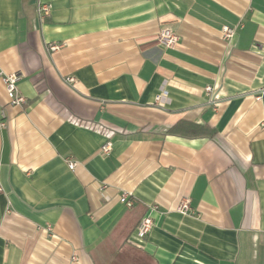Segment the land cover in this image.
Returning <instances> with one entry per match:
<instances>
[{
    "label": "crops",
    "instance_id": "0c3cea01",
    "mask_svg": "<svg viewBox=\"0 0 264 264\" xmlns=\"http://www.w3.org/2000/svg\"><path fill=\"white\" fill-rule=\"evenodd\" d=\"M0 70V264H264V0H0Z\"/></svg>",
    "mask_w": 264,
    "mask_h": 264
},
{
    "label": "built area",
    "instance_id": "2783aa9c",
    "mask_svg": "<svg viewBox=\"0 0 264 264\" xmlns=\"http://www.w3.org/2000/svg\"><path fill=\"white\" fill-rule=\"evenodd\" d=\"M51 4L49 3H41L38 6V12L42 17H45L50 14ZM223 31L225 33L226 38H230L235 34V28L224 26ZM160 41L167 47H172L178 41V35L169 28H164L159 33ZM60 48V44L52 43L49 44V49L51 51H55ZM22 78V75L19 72L5 73L0 70V79L3 81L5 85V89L8 96V102L12 105H23L26 102V97L19 90V81ZM67 82H73V76L66 77ZM206 90L211 91L212 87L207 86ZM165 95L164 91L156 96V102L162 103L163 96ZM255 98L257 100H264V86H262L255 94ZM2 118L5 117V112L2 111ZM1 126H5V120L1 119ZM112 149V142L106 141L101 147L102 152L109 153ZM68 165L71 169L76 167V161L69 160ZM2 191V187L0 186V192ZM120 201L125 204L128 208H132L136 199L133 196L132 192L125 191L120 196ZM157 205H153L152 209H157ZM177 210L181 213L188 214L192 212V207L189 198H184L181 200ZM154 225V219L151 215H145L139 222L136 232L139 237H145L152 229Z\"/></svg>",
    "mask_w": 264,
    "mask_h": 264
},
{
    "label": "trees",
    "instance_id": "16d2710c",
    "mask_svg": "<svg viewBox=\"0 0 264 264\" xmlns=\"http://www.w3.org/2000/svg\"><path fill=\"white\" fill-rule=\"evenodd\" d=\"M180 128H181V123L179 124V123H177V124H175L174 126H172L170 129H169V131L170 132H174V133H177V132H181V130H180ZM206 126H203V125H193L192 127H190L189 129L191 130V132L193 133H199V132H201V131H205L206 130Z\"/></svg>",
    "mask_w": 264,
    "mask_h": 264
}]
</instances>
